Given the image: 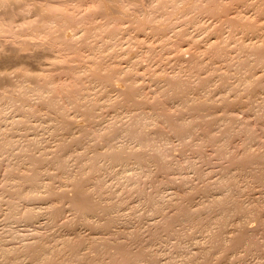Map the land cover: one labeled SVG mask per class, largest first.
Here are the masks:
<instances>
[{"label": "rangeland", "instance_id": "1", "mask_svg": "<svg viewBox=\"0 0 264 264\" xmlns=\"http://www.w3.org/2000/svg\"><path fill=\"white\" fill-rule=\"evenodd\" d=\"M215 1L228 7L217 14L204 9L203 5L211 0H202L203 4L200 1L203 9L199 13L185 8L183 0H0V96L12 97L0 118V145L13 140L12 145L5 144L0 149V248L16 245L19 249L10 251L6 261L1 258L0 264L45 262L35 261L30 254L20 251L34 238L46 246L58 247L63 237L95 236L98 244L104 237L108 238L107 245L124 240L132 250L144 244L156 264H264V213L257 220L229 208L225 224L234 229L232 236L242 232L237 222L247 220L248 235L243 233L251 236L253 242L239 245L242 242L238 240L239 246H233L234 241L230 240L231 247L222 248L208 239L209 231L192 228L178 237L164 231L161 225L156 227L153 221L160 213L150 209L154 197L159 198V205L167 213L178 210L175 202L198 209L209 200L207 193L210 199L222 193L245 204H252L254 195L260 193L258 196L263 199L259 200L264 202V62L258 61L254 49L243 46L254 40L264 43V4L256 6L261 0ZM107 3L108 12L111 11L106 14L102 4ZM118 3L128 12L122 20L117 19ZM197 13L200 15L197 23L190 21ZM244 15L262 26L257 31L259 35L241 26ZM133 17H146L149 21L141 27L131 20ZM164 22H169L170 28L161 38L156 28ZM182 29L187 35L179 37L175 30ZM213 40L225 45V55H213V50L221 45H210ZM118 66L129 69L119 73L118 83L110 87L108 79L115 78L106 75H111L110 70ZM93 67L100 68L104 77L101 74L102 78H96ZM124 74L128 79L123 78ZM170 75H175L179 82L185 80L186 91L179 92L180 88L168 83L166 78ZM204 77L207 79L202 85ZM248 78L259 83V90L255 85L251 88L255 90L252 96L245 83ZM128 83L140 86L138 102H130L127 93L116 91ZM79 93L84 97L79 98ZM49 97L57 100L59 109L76 123L85 125L84 128L66 132L56 119L58 108L44 103ZM88 110H94V119L86 116ZM183 122L192 124L188 132L180 126ZM136 130L143 135L134 136ZM142 137L150 142L143 146ZM112 145L124 147L123 155L131 152L128 161L133 170L126 173L130 176L125 179L123 173L117 174L107 167L108 171L101 173L104 181L101 193L92 180L83 183L93 196L121 203L117 212L120 218L111 231L98 228L92 231L89 223L72 222L75 209L69 201L76 200L77 188L71 187L74 180L63 177L57 163L45 160L60 155L67 163L68 173L80 176L87 169L89 173L97 170L89 167L94 151L102 152ZM85 156L89 160H84ZM101 157L100 164L106 163L107 157ZM135 158L145 160L143 167ZM164 160L166 165L162 163ZM34 162L41 180H49L56 191L66 188V194L61 198L63 210L59 215L48 217L43 213L25 222L22 214L26 206L38 205L40 201L30 203L25 197L13 195V191L28 188L29 181L24 175L31 174ZM121 166L117 164L114 169ZM82 167L86 170L82 171ZM226 170L236 175L235 182L241 191L219 185ZM11 200L18 205L16 218L5 215ZM88 215L85 222H97L98 215ZM174 229L182 230L181 223L176 222ZM129 230L137 232V237ZM156 230L162 234L153 236ZM245 237L242 236L243 240ZM91 244L88 252L102 258L103 264L111 262V254H99L91 250L94 243ZM109 246L116 251L113 245ZM204 248H210L211 252ZM248 248L250 252H246ZM14 254L19 256L16 262L12 259ZM63 256L56 253L58 259ZM145 258L148 256L138 258L137 262L125 260L123 264H147Z\"/></svg>", "mask_w": 264, "mask_h": 264}, {"label": "bare ground", "instance_id": "2", "mask_svg": "<svg viewBox=\"0 0 264 264\" xmlns=\"http://www.w3.org/2000/svg\"><path fill=\"white\" fill-rule=\"evenodd\" d=\"M200 1H201V4H203L202 0H183L182 3L184 4L185 8H191L193 10H196V12H198L199 10L201 11V9H203V6H204V9L206 8L207 12L209 10H211L209 12L212 13V11H214V13L217 12V14H219V12L221 13V9L224 8V10H225V7H228V6H225V5H228V4H225L224 5L225 7H223L224 3H222V4L219 3L218 4L215 0H211L210 3L208 2L209 3L208 5L206 4V5H203L201 7ZM206 2H207V0H206ZM244 2H245V0H244ZM254 2L252 4H254ZM262 4H264V0L259 1L258 5H256V6L259 7V5H262ZM114 6H115V4H114ZM102 7L105 9L104 13H106V14L111 11L110 10L108 12L109 3L102 4ZM115 7H117V8L120 7L118 9L120 14H119V16H117V19L122 20L125 16L127 17V13L128 12L124 10L123 6H121L119 4V5L115 6ZM100 8H101V6H100ZM112 8H113V6H112ZM224 10H222V11H224ZM198 13L195 14L193 17H191L190 21H192L194 23H197L196 21L199 20L198 18L200 16ZM238 14H242V13H239V10H238ZM238 14H237V12H235L234 15L239 17ZM110 16L112 17V15H110ZM128 17H129V15H128ZM232 18H233V16H232ZM239 18H237V19H239ZM246 18L247 17H245V15L243 17H241V21L243 23V24L241 23V26L246 28L245 31L248 30V32L250 31L251 33H254L256 35L258 33H260V32H257V31H259V29L262 28V26H260L259 23L257 25L255 23L251 22L250 19H246ZM133 19L136 21V24L141 26V27L143 26L142 24H145V23H147L149 21L146 17H144V18L133 17L131 20H133ZM237 19H235V21ZM128 20H130V17H129ZM135 21H134V23H135ZM227 21H229V20L227 19ZM227 23H229V22H227ZM159 25L160 26L157 25L156 29H158V31L160 33L159 37L162 38V37L166 36V32H167L168 28H170V26H169V22L160 23ZM129 26H131V25L129 24ZM150 27H154L153 29H155L156 26H149V28ZM0 30H1V27H0ZM175 33H177V35L179 34V37L180 36L183 37V36L187 35V32H185L184 30L181 31V32L180 31L176 32V30H175ZM67 34L68 33H66V36H69L70 33L68 35ZM214 34H215V32H214ZM177 35L175 34V36H177ZM70 36H71V34H70ZM260 36H258V37H260ZM70 38H72V37H70ZM217 40L216 41L213 40L212 42L210 41V45L217 47L218 44L222 43L220 40H219V42ZM255 41L256 40H254V42L250 41V43H247V44H244V45L242 44V45L245 46V47L254 49L258 53V58H257L258 61L259 62H264V43H262V42L256 43ZM257 42H258V40H257ZM241 43H243V42H241ZM226 52H227V50H226L225 45L221 44V45H219L217 48H215L213 50V55L216 56V57H221V56L225 55ZM91 69L94 70L95 77L96 76L98 78L101 77V76L104 77V75L102 73H101L102 75L100 74V71H99L100 68L93 67ZM128 69L129 68L124 69V68H121L119 66H118L117 69L115 67H113L110 70L111 71V75L109 73H107V75H106L108 78L109 77H112V78L114 77L115 78V80L108 79V81L110 82V87H113V86L115 87L116 84L118 83V81H116V79H120L118 77L119 73H121V74L125 73ZM48 75L49 74H47V76ZM99 75H101V76H99ZM127 75H128L129 78H133L132 74H127ZM123 78L124 79H128L125 74L123 75ZM167 78H166V81L168 83L173 84L176 88H180V90H178L179 92L186 91L187 82L185 80H183L182 82H179V80L177 79V77L175 75H172V76L170 75L168 80H167ZM206 79H207L206 77L201 78L200 84L204 85ZM245 83L249 87L248 91L250 92L249 94H251L250 96H252L253 92L255 91V90L251 89L254 85L259 90V83L257 81H252L250 78H248V79L245 80ZM262 88L264 89V86ZM139 89H140V86L133 85V83H128L124 89L121 88V89L116 90V91H120L121 93H124V92L127 93L126 95H127V100L128 101L130 100V102L131 101L132 102H138L139 99H137V98L139 97ZM176 94L180 95L178 92H176ZM79 95H80L79 98L84 97L80 93H79ZM22 98H24V97H22ZM11 100H12V97L9 96V95L3 94L2 96H0V118L5 114L4 113V106L7 105L8 102H10ZM89 100H90V98H89ZM95 100L96 99H94V102H95ZM98 100H99V98H97V102H98ZM108 100H109V98H108ZM56 101L53 100V99H50V97L45 102H44V99H43V102L45 104L47 103V105H49L51 107L58 108V109H55L56 115H57L56 119L60 123V125L66 129V132H68V133L71 132V130L73 128H75V127L76 128L79 127L78 130L79 129H83L85 125H82L80 123H76L77 120H75L72 117H70L68 115V113H65L63 110L59 109L58 104H57ZM25 102H26V100H25ZM95 104H96V102H95ZM23 106H25L24 103H23ZM93 111L92 110H88L86 112V116L89 117V118L92 117L94 119L96 115H94ZM146 116L148 118V115H146ZM139 118H138V120H139ZM143 118H141L140 121H143L142 120ZM147 118H145V119H147ZM13 121H15V120H13ZM78 122H79V120H78ZM143 124L144 123L141 122V125H143ZM180 126L182 128H185L186 132H188L189 129L191 128L192 124L189 123V122H183V123H180ZM119 134H121V131H119ZM140 135H143L141 130H136V132H134V136L140 137ZM29 139H31V138H29ZM141 140H142V142H144L143 146L150 142V140L147 139L146 137H142ZM9 143L12 145L13 144V140H8L6 143L0 145V149H2L3 145L9 144ZM124 151H125L124 147H118L116 145H112L111 148H108L107 150L105 149V151L102 150V152L98 151L97 153H95V151H94V153L92 154V157H90L89 155H87V156L90 157V160L94 159L90 163L89 167L92 168V169H97V170L96 171L89 170L90 173H91L90 174L87 171L88 169L86 170V169H83V167H82V171L86 170L87 172L84 171L85 173H83L80 176H73V175H70L68 173V170L66 168L67 167V163H66L65 159L62 156H60V155H57V157H53L54 159H52V158L48 159L47 158V160H45L46 158H42L46 162L49 161V163L51 162L54 165L57 163V166L62 170V173H63L62 176L64 175L63 177L72 178L74 180V182L72 184L73 186H71V187L77 188L76 200L69 201V203L72 204L74 206V209H75V215L73 216L74 218H72V222L75 221L76 223L77 222L78 223H81V222L89 223L91 225L90 228H92L91 229L92 231L94 230V228L95 229H97V228L98 229H102V230H105V231H111V227L112 226L115 227L116 221L119 220L120 215H121L120 213H119L120 215L117 214V212L120 210V206H121L120 205L121 204L120 201H119V203H120L119 204L118 201L115 202L114 200L113 201L104 200L101 197L93 196L91 190L88 187H85V185L83 183L85 181L92 180L93 184L96 186V190L98 191V193H101L102 190H103V187H104V181H103V179H101L102 178L101 173H102L103 170L106 171L107 167L112 168L117 174L123 173L124 177L123 176H121V177L125 178V176H126V178H128L130 175H128L126 173L129 170H131V168H130L131 166L129 167V163L130 162L128 160L132 156L130 155L131 152H129V151H128L127 155H123L122 152H124ZM100 155L101 156L102 155L105 156V159L107 157V161L104 160V161H106V163H103L101 161V164H100V159H99L101 157ZM87 156H85L84 157L85 159L84 158L83 159L86 160ZM87 160H89V159H87ZM137 160H138L137 164L139 163L138 165H140V166H142L144 161H145V160L141 161L140 158H137L135 161H137ZM162 163H163V165L167 164V162L165 160ZM117 164H121L122 166L119 169L116 170V169H114V167ZM79 169H81V167H79ZM79 171H81V170H79ZM64 173H66L67 176ZM224 173L225 174L222 176L223 182H219V185L222 186V187L223 186H230L233 189L234 192L241 191L242 188L240 187V185H238L235 182V180L237 181L236 175L235 174H229V171H227V170ZM24 176H26L27 180L29 181L28 188L27 189H17L16 188L13 191V195H15L16 197L17 196L18 197H25V198H27L30 201V203H31V200H33V201L34 200H39L40 203L38 205H34V206H26V208H25V210H24V212L22 214V219L25 220V222H28V221H31L34 218H36L39 214H43V213L47 214L48 217H55V216L59 215L62 212V210H63V208H62L63 202H62L61 198L63 197V195L66 194L65 193L66 192V188L65 189L64 188L63 189L60 188L61 190L58 189L59 191L58 190L56 191L55 189H53L51 187V183L49 182V180H47V179L41 180L40 175H39V168L35 164V162L32 163L31 174L30 175L29 174L28 175L25 174ZM49 193L55 194V196H57L58 198H54V197L50 196ZM207 194H206V196L208 197L207 199H209V200H207L206 203L202 204L198 209H191L189 206H182L180 203H177V202L173 203V204H175V206L177 205L176 207H178L177 208L178 210L176 212L174 211L175 213H173V212L172 213H167L166 211L164 212L163 208L159 205V198H157V197L152 198L150 200V203H151V206H150L151 208L150 209L151 210L154 209L155 212L158 213V214L160 213L159 218L155 219V221H153L155 223V224L153 223V225H155L156 227H159V225H161V228L165 229L164 231L171 232L175 236L178 235V237L183 235V234H185L186 232L188 233L189 230H187V229H192V228L196 229V230L198 229V230L203 231V232L209 231L208 239L211 240V242H213L216 246H220L222 248L223 247L224 248H230L231 247V245L229 244L230 240L234 241L233 246H239V245L243 244V242H244V245H247V244L253 242V241L250 240L251 236H247L248 235L247 234V228H246V226H247L246 225V221L247 220L246 221L243 220L242 222L241 221L237 222L238 223L237 224V228L240 231H242L241 232L242 235L241 234H239V235L237 234V236L236 235L232 236V231H234V229L227 228V226L225 224V220L229 216V214L227 213L229 208H232L234 212L242 213L246 217H255L257 220L258 219L261 220L262 219L261 218L262 217V213H264V202H262V200H259V199H263V198H261V195L258 196L260 193L258 195L256 194L257 196L254 195L255 196L254 197L255 200H253L252 204H248V203L245 204V202L242 201V200H239V199L233 198V197L232 198L228 197L227 195H224L222 193L216 194L215 196L211 197V199L209 198L210 194L209 193H207ZM42 204H44V205H42ZM73 206H72V208H73ZM214 206H217V208L213 212H209V209H211ZM8 209H10V210L7 211V213L5 215H7L8 217L11 216L13 218H16L15 215H16V213L18 211V205L16 204V202L14 200H11L9 202V208ZM114 212H115V214H114ZM202 212H204V213H202ZM88 214H96V215L99 216V218L101 220L102 219H104V220L100 221L99 218H98L97 222L96 221L85 222V221L88 220V217H90ZM75 222H73V223H75ZM176 222L181 223L182 230L175 231L174 226H175ZM247 223H248V221H247ZM262 223H263V221H262ZM163 225H165V226H163ZM73 226H74V224H73ZM213 227H217V228L215 230H211ZM160 231L161 230L154 231L152 233L153 236H158L159 233L162 234ZM243 232H246L247 235H245ZM34 233H33V235H34ZM96 233H97V231H96ZM130 233L132 235L134 234V236L137 237L136 236L137 232L136 233H132L130 231ZM190 234H189V236H190ZM244 235L249 237V238L247 239ZM238 236H240V239H238L239 238ZM242 236L245 237L244 240H243ZM89 237H91V234H90ZM99 237H101V236H99ZM30 238H31V236H30ZM96 239H97L96 236L95 237H91L90 239L89 238H85L84 239V238H80V237L77 238V239H75V238L73 239L71 237H63V239L61 241V245L62 246L59 244L60 246L58 245V247L57 246L56 247L55 246H53V247L51 246L50 247V246H46L44 244V242H41L40 240L35 241V238H34L33 239L34 241L30 240V242L26 240L27 242L26 243L24 242L25 243L24 245L22 244L23 245L22 248L23 249L25 248V249L24 250L21 249L20 251H22V252L24 251L25 253L30 254L32 256L33 260H35V261L36 260L45 261V262H41L42 264L48 263V262H57V264H72V261L73 262L75 261V264H103L104 262H103L102 258L96 256L95 254H91L90 252H88V251H90L89 250L90 248L88 249V247L90 246L91 243L92 244L94 243L93 244L94 248L96 246L95 243L98 244L97 241L99 239L97 241H96ZM103 239H104V241L102 240V242H101V239H100L99 244L96 246L97 249H94L92 247L91 250H94L95 252H97L99 254H101V252H102V254H103V252L104 253L107 252L108 253L107 255L111 254V256H112V257L110 256L111 257V260H110L111 262L110 263L108 262L106 264H123V262L125 260H134L135 262H137L138 258H143L145 256H148V258L144 259V260L147 261V264H156V262H157V260L153 256V254L150 252L149 249H146V246L144 244H141V245H139L137 247V249L135 248V250H132V248L127 245L128 242L126 244V241L124 242V240H123V243L121 242L122 240L121 241L119 240L121 243H118L117 241H114L113 244H111L112 242H110L107 245V243H105V241L107 242L108 238L104 237ZM238 240L239 241L241 240L240 242H242V243L239 242L240 243L239 244ZM77 241H79L80 243L79 244H75V242H77ZM94 241H96V242H94ZM114 244H117V245L114 246ZM109 245H113L114 246L113 248H115L116 251H112L110 249ZM17 247H16V245L15 246H11V247H8V246L7 247H5V246L1 247L0 248V259L2 258V260L6 261L8 259L7 255H8V253L10 251L13 252L14 250H17V251L19 250V249H17ZM84 248L88 249L87 252L86 251H84V252L82 251ZM111 248H112V246H111ZM66 250L68 251L67 255H65ZM206 250L211 252L210 248H204V251H206ZM250 250L251 249L248 248V249H246V252H250ZM56 253H58V254L62 253L64 256L61 257L60 259H58L56 257ZM18 257H19L18 255L14 254L12 259L16 262ZM41 263L39 262V264H41Z\"/></svg>", "mask_w": 264, "mask_h": 264}]
</instances>
